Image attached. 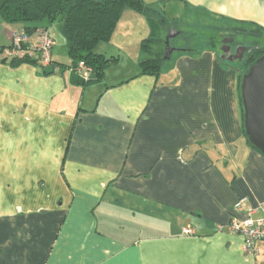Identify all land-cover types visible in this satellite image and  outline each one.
<instances>
[{
  "label": "crops",
  "instance_id": "1",
  "mask_svg": "<svg viewBox=\"0 0 264 264\" xmlns=\"http://www.w3.org/2000/svg\"><path fill=\"white\" fill-rule=\"evenodd\" d=\"M145 1L178 10L173 22L207 15L264 35V0ZM0 27V45L24 28ZM122 28L141 30L122 43L142 52L151 27L133 9L98 51L121 53ZM49 29L53 61L69 64L57 24ZM174 48L157 76L139 68L86 84L68 66L0 62V264H264V241L248 256L227 228L238 199L241 217L264 204L240 66L214 47ZM131 58L139 67L143 55Z\"/></svg>",
  "mask_w": 264,
  "mask_h": 264
},
{
  "label": "trees",
  "instance_id": "2",
  "mask_svg": "<svg viewBox=\"0 0 264 264\" xmlns=\"http://www.w3.org/2000/svg\"><path fill=\"white\" fill-rule=\"evenodd\" d=\"M127 9H133L145 15L151 27L150 37L145 38L140 46L142 51L149 52L151 55L140 60L138 75L150 74L157 76L163 71L165 64L163 51L165 52L167 49L165 41L167 33L164 32L172 26V20L145 0H0V17L3 24L22 23L23 30L29 33L31 39L37 29L49 28L52 24H57L64 38L67 57L70 60L69 64H57L53 61L51 54V63L43 64L38 59L25 55L11 57L5 54V49L11 45L12 41H10L9 45H0V62L9 60L12 66H18L24 62L32 63L42 66L45 70L47 66H51L50 70H46L47 73H53L57 65L68 66L79 75L83 84L99 81L105 76L109 64L117 61V57H107L98 51V46L101 42L110 41ZM55 31L57 32V30ZM179 33H182V31L180 30ZM156 43L163 44L164 49L157 50L155 48ZM54 46L55 43L53 48ZM255 48L256 50L249 63L239 69L238 87L243 133L248 141L249 138L244 129L240 86L243 74L249 66L257 58L264 56L263 46ZM81 62H85L92 68L87 79L78 72Z\"/></svg>",
  "mask_w": 264,
  "mask_h": 264
},
{
  "label": "rangeland",
  "instance_id": "3",
  "mask_svg": "<svg viewBox=\"0 0 264 264\" xmlns=\"http://www.w3.org/2000/svg\"><path fill=\"white\" fill-rule=\"evenodd\" d=\"M175 9H177V8H175ZM173 11L174 10L171 9L168 12V14L170 15V14L174 13L175 15H177V14L179 15V13H180V12L177 13L178 10L177 11L175 10L174 12ZM168 14L165 13L166 16H168ZM1 20H2V18L0 17V22H1ZM217 20L218 19H213L207 15L206 16L201 15V16L195 17L193 14H187V15H185V17H181L180 20L178 18L177 20H175V22L172 21V23H173L172 26L170 28H168L169 30L168 29L165 30L164 33L168 34L172 28H174L175 30H178V31L181 30L182 33H180L179 35L170 39V44L173 47H182V48L198 46V47H200V49H202L204 47H214L215 49H217V51H219V49L221 48V40H222L223 36L235 35L234 32H236L238 34L236 37H237V40L239 43H244L247 45H257V43H259V44L264 43V35H261L259 33H255L253 31L251 32V30L246 28V27H244L243 29L242 28L240 29L237 26H235L234 24H229V23H225L223 21H217ZM15 24H18L21 26L22 23H15ZM122 30H123V28H122ZM138 30H139V28H136L135 31H132V32L128 31L129 33H127L126 30H123V32H120L119 35H117V39L119 41V44H117V40H115V43L117 45L121 46L122 52L117 53V55L115 56V57H117V60L119 59L118 63H115V64L110 63L109 66L106 68V72L108 75L107 77L111 76L114 73H119L120 75L128 74V76H129V75H131V73H134L139 69L137 59L134 62V63H137L135 65V64H133V60H132L131 56H135L136 54L138 55V54L142 53V55H143L142 59H144L147 56L151 55V53H149V52L139 51L137 46L136 47L131 46L129 48L128 45L125 46V44L122 43V40H124V41L127 40V39H125L126 35L128 36V35L132 34L131 39L133 38L134 35H138L139 32H141V30L139 32H138ZM52 33L55 34L57 39H58L59 33L56 31L54 32V30H52ZM143 40H142V42H143ZM60 41H62V40H60ZM142 42H138L137 45L141 46ZM155 46H156L155 48L157 50L158 49L162 50V48L164 49L163 44L156 43ZM112 47H114V44H112ZM176 52L177 51H175V53ZM163 53H164L163 56H165L166 51L165 52L163 51ZM112 54L113 53H111L109 51L107 57H111ZM118 55H120L121 57ZM129 55H131V56H129ZM122 79H124V77L123 78L120 77V80H122Z\"/></svg>",
  "mask_w": 264,
  "mask_h": 264
},
{
  "label": "built area",
  "instance_id": "4",
  "mask_svg": "<svg viewBox=\"0 0 264 264\" xmlns=\"http://www.w3.org/2000/svg\"><path fill=\"white\" fill-rule=\"evenodd\" d=\"M11 45L5 49L8 56H28L38 59L43 64L51 63V54L54 45L53 36L49 28H39L35 31L34 37L26 30L15 31L12 35ZM92 68L85 62L79 64L78 72L88 78ZM246 207V198H240L234 204V213L230 219L227 228L243 237V249L248 256H257L259 247L257 243L264 241V204L254 208L251 207L247 211L245 217H241L239 212ZM225 227L220 226L223 230ZM186 233H192L191 226L185 227Z\"/></svg>",
  "mask_w": 264,
  "mask_h": 264
},
{
  "label": "water",
  "instance_id": "5",
  "mask_svg": "<svg viewBox=\"0 0 264 264\" xmlns=\"http://www.w3.org/2000/svg\"><path fill=\"white\" fill-rule=\"evenodd\" d=\"M177 35H179V31L174 28L166 35L165 59H169L175 50L170 44V39ZM230 41L232 39L225 38L223 40L225 43ZM253 49L255 47H243L241 52L243 54L245 51L250 52ZM239 51L240 47L238 48ZM222 58H224L223 55ZM240 89L244 112V129L250 144L264 154V56L259 57L243 74Z\"/></svg>",
  "mask_w": 264,
  "mask_h": 264
},
{
  "label": "flooded vegetation",
  "instance_id": "6",
  "mask_svg": "<svg viewBox=\"0 0 264 264\" xmlns=\"http://www.w3.org/2000/svg\"><path fill=\"white\" fill-rule=\"evenodd\" d=\"M234 34L235 35H225V36H223V38L221 40V48L218 51L219 55H220L221 58H222V55H223L224 59H226L228 61H231L233 63H236L240 67L241 66H245V64L249 63V60L252 58L253 53L256 50V48L253 49L250 52L245 51L242 54L241 50H243V47H248V46L259 47V46L247 45V44H244V43H239L238 40H237V37H236L238 34L236 32H234ZM225 38L232 39V41L225 43V42H223V40ZM239 47H240V51L238 52V48ZM236 56H237V58H235Z\"/></svg>",
  "mask_w": 264,
  "mask_h": 264
}]
</instances>
